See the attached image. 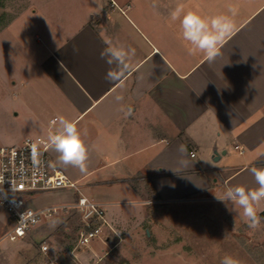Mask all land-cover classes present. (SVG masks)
Wrapping results in <instances>:
<instances>
[{"label": "crops", "instance_id": "obj_1", "mask_svg": "<svg viewBox=\"0 0 264 264\" xmlns=\"http://www.w3.org/2000/svg\"><path fill=\"white\" fill-rule=\"evenodd\" d=\"M47 1L51 28L45 33L46 54L37 65L39 75L28 82L39 97L36 111L29 109L32 129L10 145L27 137L47 139L56 127L50 120L58 115L86 130V173L58 164L50 148L48 155L52 166L76 181L84 195L104 205L107 234L143 219L148 187L156 202L168 199L180 178L191 183L188 194L197 192L195 185L207 172L213 175L214 189L257 187L250 170L264 167V0ZM52 3L59 4L58 14ZM177 5L207 17H231L228 8L238 9L231 17L235 31L214 62L203 54H188L179 22L170 23ZM108 42L136 49L130 70L119 82L105 79L110 66L101 52ZM117 96L123 99L117 101ZM214 151L221 165L204 170V164L217 162ZM233 154L240 157L237 164L228 162ZM223 170L229 173L218 176ZM69 193L77 195L71 190L35 193L27 197V205H56L40 198L67 199ZM260 210L264 208L258 206ZM72 218L79 226L76 214H61L28 234L38 236ZM100 241L95 245L104 250L109 235ZM65 253L78 264L99 257L97 251Z\"/></svg>", "mask_w": 264, "mask_h": 264}, {"label": "rangeland", "instance_id": "obj_2", "mask_svg": "<svg viewBox=\"0 0 264 264\" xmlns=\"http://www.w3.org/2000/svg\"><path fill=\"white\" fill-rule=\"evenodd\" d=\"M48 3L47 0H0V146L15 143L32 129L29 109L36 111L38 96L28 82L39 75L37 65L46 54L45 33L50 27L45 16ZM51 5L57 7L58 14L59 4ZM37 37L40 43H36ZM239 160L233 154L228 162L237 164ZM220 165L219 161L210 162L203 169L210 171ZM228 173L223 170L218 176ZM205 175L195 185L200 190L189 194L185 189L191 183L180 178L176 181L178 189L168 193V199L162 202L151 199L156 196L148 187L143 219L128 227H118L117 234H106L109 242L102 245L104 250L95 245L102 243L97 238L87 248L76 247L79 228L76 218L55 223L48 232L35 237L27 234L15 240L2 238L10 225L7 214L0 210V264H41L46 259L39 252L42 242L48 246V255L60 264H78L66 251L99 253L98 258L86 260L85 264H220L225 255L232 256L239 264H264V217L258 228H250L241 214L229 211L217 198L225 188L214 189L212 173ZM217 183L220 185L221 181ZM77 196L70 194L66 199L45 195L40 201L69 203L66 200ZM259 207L264 208V202ZM49 220H41L33 228Z\"/></svg>", "mask_w": 264, "mask_h": 264}, {"label": "clouds", "instance_id": "obj_3", "mask_svg": "<svg viewBox=\"0 0 264 264\" xmlns=\"http://www.w3.org/2000/svg\"><path fill=\"white\" fill-rule=\"evenodd\" d=\"M153 8H156L155 3ZM228 12L231 13V17H235L238 9L230 6ZM231 17L224 14L207 17L199 11H185L183 5H177L169 14L170 23L179 22L180 38L186 42L188 54L190 56L203 54L209 62L215 61L227 39L235 31ZM135 54L136 49L131 46L108 42V46L101 52V59L110 66L105 79L109 82H119L130 70L129 62ZM113 65L115 67H111ZM122 99V96L116 97L117 101ZM130 113L131 109H128V114ZM53 124L56 127L47 136V144L57 154L56 162L61 166H71L81 173H86L89 160V149L83 139L87 135L86 130L78 129L76 121L69 120L63 115H58ZM250 171L255 178L256 188L228 186L217 198L229 208V211L241 214L250 228L256 229L261 222V217L257 215V207L264 202V167H253ZM220 264H239V261L225 255Z\"/></svg>", "mask_w": 264, "mask_h": 264}, {"label": "built area", "instance_id": "obj_4", "mask_svg": "<svg viewBox=\"0 0 264 264\" xmlns=\"http://www.w3.org/2000/svg\"><path fill=\"white\" fill-rule=\"evenodd\" d=\"M48 148L47 139L31 137L17 145L0 146V210L7 214L10 225L2 238L15 240L27 235L41 220L76 214L80 221L77 248L87 247L95 238L104 240L109 229L104 205L84 195L76 181L52 166ZM58 190H71L78 196L69 203L38 209L27 205L32 194ZM39 252L46 258L41 264H60L48 255L45 242L39 245Z\"/></svg>", "mask_w": 264, "mask_h": 264}, {"label": "water", "instance_id": "obj_5", "mask_svg": "<svg viewBox=\"0 0 264 264\" xmlns=\"http://www.w3.org/2000/svg\"><path fill=\"white\" fill-rule=\"evenodd\" d=\"M223 153V152H222ZM213 160L217 161L219 159V155L216 151L213 152ZM260 217H264V210L260 211L258 214Z\"/></svg>", "mask_w": 264, "mask_h": 264}]
</instances>
